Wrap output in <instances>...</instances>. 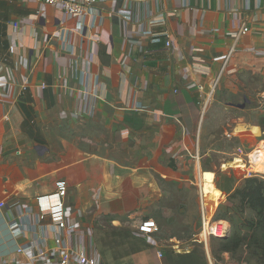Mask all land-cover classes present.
Returning <instances> with one entry per match:
<instances>
[{
  "label": "crops",
  "instance_id": "crops-1",
  "mask_svg": "<svg viewBox=\"0 0 264 264\" xmlns=\"http://www.w3.org/2000/svg\"><path fill=\"white\" fill-rule=\"evenodd\" d=\"M0 67V202L33 206L61 180L102 264H236L220 239L174 232L179 189L194 185L213 217L249 178L248 155L264 171L251 162L264 158V0L102 1L74 18L0 0ZM23 243L0 211V264H27Z\"/></svg>",
  "mask_w": 264,
  "mask_h": 264
},
{
  "label": "built area",
  "instance_id": "built-area-1",
  "mask_svg": "<svg viewBox=\"0 0 264 264\" xmlns=\"http://www.w3.org/2000/svg\"><path fill=\"white\" fill-rule=\"evenodd\" d=\"M102 1L113 0H35L41 6L59 7L69 18L84 15L94 3ZM247 32V27H242L240 30L242 35ZM9 52L13 53L12 46ZM1 70L2 67H0V82L6 81ZM215 85V83L212 85L210 95ZM206 99L208 101L207 97ZM207 101L201 103L202 112ZM247 162L251 165L249 155ZM249 175L251 176V172ZM67 191L65 183H59L53 192L37 197L33 206L0 202V211L6 216L9 235L13 239L24 238V243L15 249V254L24 257L27 264H102L90 236L79 230L78 221L66 207ZM204 215L203 211L198 238L223 239L228 232L227 223L210 217L205 218ZM141 229L149 234L158 231L156 223L152 220L143 222Z\"/></svg>",
  "mask_w": 264,
  "mask_h": 264
},
{
  "label": "trees",
  "instance_id": "trees-1",
  "mask_svg": "<svg viewBox=\"0 0 264 264\" xmlns=\"http://www.w3.org/2000/svg\"><path fill=\"white\" fill-rule=\"evenodd\" d=\"M228 206L216 220H226L230 231L220 239V250L243 264H264V181L255 177L227 197ZM260 235V239H259Z\"/></svg>",
  "mask_w": 264,
  "mask_h": 264
},
{
  "label": "rangeland",
  "instance_id": "rangeland-1",
  "mask_svg": "<svg viewBox=\"0 0 264 264\" xmlns=\"http://www.w3.org/2000/svg\"><path fill=\"white\" fill-rule=\"evenodd\" d=\"M55 148L57 150V146ZM258 151L259 150H255V151H253V152H251L249 154H252V153L258 152ZM58 152H60V151L58 150ZM257 155H258V153L257 154L255 153L251 157V162H254V163L260 162L262 165H264L263 156L261 155V158L260 157L257 158ZM259 158H260V160H259ZM216 162H219V161H216ZM247 167H248V170H247V176L248 177H255V178H258V179L264 181V171H263V169L261 170L259 168H256L253 164L249 165L248 162H247ZM243 169H244L243 167H242V169L241 168L238 169V171L241 172V174H239V176L242 175V171L241 170H243ZM250 172H251V176L249 175ZM236 174H238V173L236 172ZM243 174H245V173H243ZM202 176L204 177L203 185L204 186L206 185V189L210 190L209 182H210V179H212V176L209 175V174H204V173H203ZM230 177H232V176L231 175L228 176V175H226L224 173H220L219 171L215 170L216 187L219 189L220 192H227L230 188H232L233 183L232 182L229 183V178ZM62 182H64V181L60 180V183H62ZM197 185H199V184H197ZM197 188H198V190L201 191L200 185ZM173 190L175 191V190H178V189H173ZM179 191H183L184 193L187 194V199L185 200L186 209H184V213L185 214L183 216H181L179 218V220H177V222H176V224H178L176 226H177V228L179 230L177 229L178 231H175L174 234L177 235V237H179V238L186 236L189 239V237H191L193 235V237H195V239H199L198 238V234L201 231L202 212H201V210L198 209V205L196 204V202L194 200L195 191H196V190H194V185L192 187H188V186L187 187H183V189H179ZM205 197L203 199V205L204 206H205L206 203L209 204L208 201L210 200L209 196H207V199H205ZM225 207L226 206H224V207H222L220 209H216L215 213H213V217H210V218L213 219V220H216V216L219 214V211H223ZM206 212H207V209H206ZM204 216H205V218L209 217L206 213H205ZM222 221L226 222V220H224V219H222ZM105 222L106 221H103V224H106ZM226 223L228 225L227 230L230 231V224L228 222H226ZM227 234H228V232H227ZM260 238L261 237L259 235V239ZM188 239L175 240L174 243L183 242L182 244H185ZM210 239L211 240H219L217 238H210ZM210 239H207V242ZM184 247H186V245ZM212 247H213L214 251H215V249L216 250H220V242H213L212 241ZM216 258H218V257H216ZM218 260L219 259H217V261ZM217 263L218 264H223L221 262H217ZM236 264H243V263L236 262ZM250 264H252V263H250Z\"/></svg>",
  "mask_w": 264,
  "mask_h": 264
},
{
  "label": "bare ground",
  "instance_id": "bare-ground-1",
  "mask_svg": "<svg viewBox=\"0 0 264 264\" xmlns=\"http://www.w3.org/2000/svg\"><path fill=\"white\" fill-rule=\"evenodd\" d=\"M203 187H204V191H203ZM201 188H202V192H204V193H210V190H208V189H206V185L204 186L203 185V182H202V184H201ZM209 202V201H208Z\"/></svg>",
  "mask_w": 264,
  "mask_h": 264
},
{
  "label": "water",
  "instance_id": "water-1",
  "mask_svg": "<svg viewBox=\"0 0 264 264\" xmlns=\"http://www.w3.org/2000/svg\"><path fill=\"white\" fill-rule=\"evenodd\" d=\"M38 148H40V147H38ZM226 236H227V234L223 238H225Z\"/></svg>",
  "mask_w": 264,
  "mask_h": 264
}]
</instances>
